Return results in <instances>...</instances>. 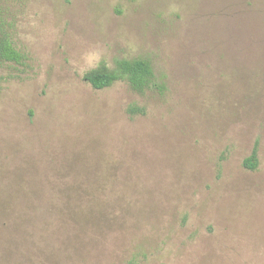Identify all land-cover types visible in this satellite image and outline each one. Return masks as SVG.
Listing matches in <instances>:
<instances>
[{
	"label": "rangeland",
	"instance_id": "rangeland-1",
	"mask_svg": "<svg viewBox=\"0 0 264 264\" xmlns=\"http://www.w3.org/2000/svg\"><path fill=\"white\" fill-rule=\"evenodd\" d=\"M1 41L0 264H264V0H0Z\"/></svg>",
	"mask_w": 264,
	"mask_h": 264
},
{
	"label": "trees",
	"instance_id": "trees-1",
	"mask_svg": "<svg viewBox=\"0 0 264 264\" xmlns=\"http://www.w3.org/2000/svg\"><path fill=\"white\" fill-rule=\"evenodd\" d=\"M1 42L0 58L18 62L22 60V53L15 49L10 42ZM84 80L88 81L96 89L109 87L118 80H126L133 90L142 94L156 86L160 89L164 87L157 82L151 61L141 57L118 59L115 62L114 68H110L107 64L102 63L98 67L86 72L84 74ZM128 111L133 115L145 112L138 105H131ZM258 164V145L256 144L251 155L245 158L244 165L251 170L256 169Z\"/></svg>",
	"mask_w": 264,
	"mask_h": 264
}]
</instances>
